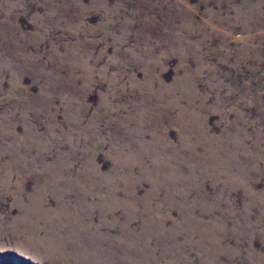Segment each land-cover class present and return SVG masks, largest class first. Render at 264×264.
Listing matches in <instances>:
<instances>
[{
	"label": "rangeland",
	"instance_id": "rangeland-1",
	"mask_svg": "<svg viewBox=\"0 0 264 264\" xmlns=\"http://www.w3.org/2000/svg\"><path fill=\"white\" fill-rule=\"evenodd\" d=\"M0 264H264V0H0Z\"/></svg>",
	"mask_w": 264,
	"mask_h": 264
}]
</instances>
